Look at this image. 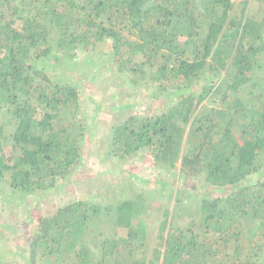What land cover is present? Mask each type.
Instances as JSON below:
<instances>
[{
    "label": "trees",
    "instance_id": "16d2710c",
    "mask_svg": "<svg viewBox=\"0 0 264 264\" xmlns=\"http://www.w3.org/2000/svg\"><path fill=\"white\" fill-rule=\"evenodd\" d=\"M241 3L234 15V0H0V181L11 172V198L61 187L86 130L66 65L78 49L110 44L132 84L167 100L116 125L112 153L147 154L151 178L168 181L163 193L175 201L150 253L144 216L162 191L127 181L121 200L77 199L35 215L10 255L26 264H264V17ZM188 179L209 193L197 184L191 194ZM187 200L196 204L189 222L179 219Z\"/></svg>",
    "mask_w": 264,
    "mask_h": 264
},
{
    "label": "rangeland",
    "instance_id": "374dc122",
    "mask_svg": "<svg viewBox=\"0 0 264 264\" xmlns=\"http://www.w3.org/2000/svg\"><path fill=\"white\" fill-rule=\"evenodd\" d=\"M234 2L235 13L234 11L233 13L236 15L241 11L242 3L241 0ZM249 10L259 18L264 17V3L258 0H251ZM89 57H96L97 60L91 62ZM110 57V44L102 45L98 50L94 46L87 50H76L74 62L66 65L69 68V79L66 78L68 74H65V80L71 85L74 82L78 83L82 90L80 111H78L80 115H77L76 120H82L86 130L80 145L81 155L77 157L70 172L59 177L58 183L62 184L61 187L54 189L53 192L39 191L25 197L11 198V172H6L4 179L0 181V254H6L3 264H26L25 260L10 254L18 250L19 246L23 247L24 239H27L33 227L35 215L50 213L57 204L77 199L106 203L110 196L113 200H121L125 189L131 185L127 181L133 183L131 188L135 190L146 188L144 186H156L158 191L160 189L162 191L161 194L155 195L152 206H149L144 216L148 233L152 235L151 242L149 241L147 246L151 247L148 253L155 247V235L158 232L156 229L159 227L164 208L166 206L172 208L175 205V201L170 200V197L163 193L168 188V181L163 178L161 180L151 178L155 177L153 176L155 172L147 154L120 160L114 157L110 145H112L111 136L114 127L121 124L124 118L130 114L143 115L160 111L161 105L167 100L152 97L149 92L140 88L142 85L139 83L132 84L133 74L119 71ZM54 71L59 73L58 69ZM60 72L62 73V70ZM189 180H185L188 185L187 191H191L192 185L198 184L199 195L209 193L210 189L198 180L191 179L190 181L193 182ZM213 192L221 195L229 190ZM193 193L195 192L191 191V194ZM16 198L21 199L17 209ZM195 205V201H183L180 210L182 215L179 219L189 222L191 214L196 211ZM250 239L253 240L247 234L244 242L249 243Z\"/></svg>",
    "mask_w": 264,
    "mask_h": 264
}]
</instances>
